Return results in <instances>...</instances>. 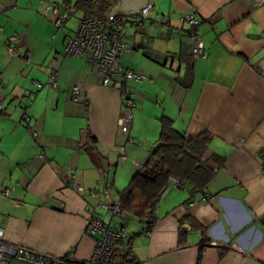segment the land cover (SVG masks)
<instances>
[{
    "label": "crops",
    "instance_id": "obj_1",
    "mask_svg": "<svg viewBox=\"0 0 264 264\" xmlns=\"http://www.w3.org/2000/svg\"><path fill=\"white\" fill-rule=\"evenodd\" d=\"M41 3L47 4L0 0V186L9 190L0 195L4 240L47 257L89 258L97 235L86 234V216L106 221L103 213H111L105 207L145 163L159 136L158 118L166 116L187 140L211 136L203 158L215 171L207 189L213 199L189 206L187 187L164 189L151 231L131 239L136 263L264 264V3L148 0L145 19L130 22L136 27L130 44L135 53L122 62L146 79L126 82L136 103L128 132L135 143L125 144L119 171L120 93L102 87L85 61L61 58L66 36L74 30L54 31ZM188 14L198 20L195 31L205 58L191 56L190 27L180 20ZM10 37L16 39L14 56L7 51ZM140 47L165 60L147 58ZM188 68L193 78L184 88L175 79ZM52 70H57L56 86L48 75ZM74 85L84 94L77 102L71 99ZM25 92L31 93L29 99ZM24 112L28 124L22 121ZM212 155L224 157L223 163H212ZM92 190H99L98 199L90 196ZM120 217L105 223L119 228ZM129 226L122 227L125 236L143 228ZM197 226L206 229L208 242Z\"/></svg>",
    "mask_w": 264,
    "mask_h": 264
},
{
    "label": "built area",
    "instance_id": "obj_2",
    "mask_svg": "<svg viewBox=\"0 0 264 264\" xmlns=\"http://www.w3.org/2000/svg\"><path fill=\"white\" fill-rule=\"evenodd\" d=\"M256 3H264V0H255ZM41 3L40 5H44ZM148 6L142 13L141 19H145L147 16ZM74 8H63L57 4L47 3L45 4L43 13L44 16L50 19L52 25L61 29L72 13H75ZM112 9L103 16H86L78 20L77 25L72 35L66 36L63 45L64 57L73 56L85 61L92 71V73L99 79L102 87H113L118 90L121 96V107L123 111L118 118V126L123 141L115 147L119 160L122 162L126 160L124 154L125 144L134 143V140L127 134L129 132L133 115L132 109L135 108V100L132 98L128 88L126 87L127 81L142 82L146 77L140 73L126 68L122 64V58L124 54L130 51V47L127 46L125 39V22L123 16L115 14L112 16ZM112 16V18H111ZM180 20L189 25V35L193 40L192 55L194 59L205 58L204 43L197 35L195 29L198 24V20L192 14L183 15ZM1 32V28H0ZM15 37L9 38V47L7 51L11 55H17L15 44ZM51 86H56L57 70L49 71L48 73ZM37 87L41 85L36 83ZM31 93L25 92V97L30 96ZM84 97L83 91L80 86L74 85L71 87V99L74 102L82 100ZM30 102V100H29ZM0 103V111H1ZM22 121L28 124L29 117L24 112ZM33 135L36 133L33 130H29ZM40 160H43V156H39ZM102 173V171H100ZM103 178L100 179L101 184ZM173 185L175 187L180 186L179 180L172 178L170 183L164 188ZM78 192H82L83 188L78 185L76 187ZM9 190L3 186H0V195L7 196ZM100 195L99 190H92L90 196L94 199H98ZM200 199L192 197L189 206H192L196 202L210 203L213 199L212 194H203L199 196ZM113 216L121 214L120 208L117 205H108L105 207ZM85 231L87 235H97V239L94 243V249L89 258L84 260H69L60 257H47L42 254L36 253L24 246L14 245L4 240L3 232L0 230V264H6L9 261L16 260L25 262L28 264H111V257L116 247V243L119 240L124 239L123 228H112L107 225L102 216H95L89 213L85 218ZM152 229V228H151ZM151 229H145L146 233H149ZM127 247L128 244L126 245Z\"/></svg>",
    "mask_w": 264,
    "mask_h": 264
},
{
    "label": "trees",
    "instance_id": "obj_3",
    "mask_svg": "<svg viewBox=\"0 0 264 264\" xmlns=\"http://www.w3.org/2000/svg\"><path fill=\"white\" fill-rule=\"evenodd\" d=\"M63 4L66 7H74L76 12L82 14L81 18L100 17L114 8L116 0H64ZM140 48L143 50V55L151 60L161 63L165 60L150 48ZM191 56L193 57V55ZM192 78L191 69L188 68L184 76L177 77L175 82L179 86L187 88ZM158 123L160 126L159 136L157 142L151 147L145 163L134 172L127 185L117 192L116 201L108 204L117 205L120 208L121 214L118 216H121V221L116 222L119 226L127 227L131 220L143 225L142 231L130 236L124 235V239L116 243L111 264H137L130 251L131 239L135 235L148 234L144 230L153 227L161 193L172 178L179 180L180 189L187 187L191 197L210 194L207 189L214 178L215 171L207 160L204 161L203 157L208 150L211 136L203 133L187 140L184 134L175 128L172 119L160 116ZM89 138V143L92 145L95 139L91 135ZM92 149L95 150L96 157L100 161L97 146H92ZM210 160L214 164L221 165L224 157L212 155ZM113 227L117 228L115 225ZM197 228L202 235V241L208 242L206 229L199 226ZM127 244L129 247L126 246Z\"/></svg>",
    "mask_w": 264,
    "mask_h": 264
},
{
    "label": "rangeland",
    "instance_id": "obj_4",
    "mask_svg": "<svg viewBox=\"0 0 264 264\" xmlns=\"http://www.w3.org/2000/svg\"><path fill=\"white\" fill-rule=\"evenodd\" d=\"M44 1H46V3H49V2H53V4H55V3H57L58 1H59V6H62V5H64L63 4V0H44ZM68 8H71V7H67V9ZM72 8H74V7H72ZM75 9V8H74ZM63 10V9H62ZM81 16H82V14L80 13V12H76L75 11V13H72L71 14V16L68 18V20L66 21V23H65V25L62 27L63 29L62 30H57L56 28H54L52 25H51V27H52V29L54 30V31H57V32H62V34H65V32H68L69 30L72 32V30H74L75 29V27H76V25H77V22H78V20L81 18ZM46 17V16H45ZM47 18V17H46ZM124 18V22H125V30H124V32H125V39H126V43H127V46L128 47H130V44H131V42H132V38H134V34H135V30H136V27H133V26H131V24H130V22H132L133 20H131L130 18H128V17H126V16H124L123 17ZM150 25V23H149V19L148 20H145V23H144V27L145 28H147L148 26ZM69 29V30H68ZM138 31V30H137ZM1 33V32H0ZM128 53H135V51H128V52H126L125 54H124V56H123V59H122V62H124L125 60H126V56L128 55ZM61 58L62 59H64V55H63V48H62V53H61ZM66 59H70V60H74V59H76L75 57H73V56H69V57H65ZM78 60H79V58H77ZM81 61V60H80ZM124 65V64H123ZM148 81H149V77H147V83H148ZM163 81V80H162ZM164 82V81H163ZM0 103H1V98H0ZM145 105L146 106H148V105H150L149 104V102H145ZM134 144V143H133ZM138 144V146H140V147H143V143H137ZM128 153V152H127ZM205 161V160H204ZM116 163V161H114L112 164V166L110 167L111 168V174H113L114 173V164ZM117 163L119 164L118 165V171L121 169V165L124 163V162H122L121 160H119V158H118V156H117ZM117 174V173H116ZM118 174L120 175V173L118 172ZM192 198V197H191ZM107 210V209H106ZM105 210V211H106ZM109 212V211H108ZM104 214V218H105V222L106 223H108V221H109V219L111 220H118L119 219V216H113V217H111V214L108 216V215H105V213H103ZM135 223H137L135 220H131L130 221V224H131V226H134V224ZM131 226H129L128 227V229H130L131 228Z\"/></svg>",
    "mask_w": 264,
    "mask_h": 264
},
{
    "label": "water",
    "instance_id": "obj_5",
    "mask_svg": "<svg viewBox=\"0 0 264 264\" xmlns=\"http://www.w3.org/2000/svg\"><path fill=\"white\" fill-rule=\"evenodd\" d=\"M148 6V0H117V7L112 10V16L119 14L133 20H139ZM261 222H264V219H261Z\"/></svg>",
    "mask_w": 264,
    "mask_h": 264
},
{
    "label": "clouds",
    "instance_id": "obj_6",
    "mask_svg": "<svg viewBox=\"0 0 264 264\" xmlns=\"http://www.w3.org/2000/svg\"><path fill=\"white\" fill-rule=\"evenodd\" d=\"M150 6V5H149ZM112 10H113V8H112ZM133 20V19H132ZM139 20H143V19H139Z\"/></svg>",
    "mask_w": 264,
    "mask_h": 264
}]
</instances>
